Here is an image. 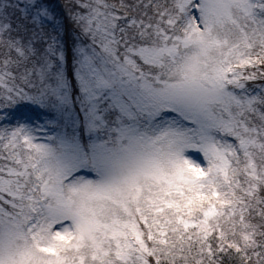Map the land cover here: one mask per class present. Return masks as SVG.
Wrapping results in <instances>:
<instances>
[{"label":"snow or ice","instance_id":"snow-or-ice-1","mask_svg":"<svg viewBox=\"0 0 264 264\" xmlns=\"http://www.w3.org/2000/svg\"><path fill=\"white\" fill-rule=\"evenodd\" d=\"M0 264H264V0H0Z\"/></svg>","mask_w":264,"mask_h":264}]
</instances>
